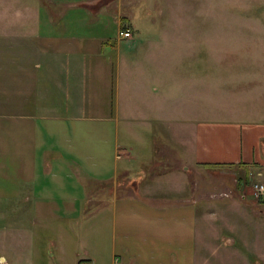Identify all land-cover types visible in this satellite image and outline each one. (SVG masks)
Returning a JSON list of instances; mask_svg holds the SVG:
<instances>
[{"label":"crops","instance_id":"crops-1","mask_svg":"<svg viewBox=\"0 0 264 264\" xmlns=\"http://www.w3.org/2000/svg\"><path fill=\"white\" fill-rule=\"evenodd\" d=\"M112 1L0 0V264H217L211 250L223 241L206 233L218 231L223 212L150 181L205 164L264 167V109L215 120L199 107L174 114L167 90L146 83L151 72L129 66L135 54L119 33L114 87L93 44L111 41L97 19ZM56 5L65 9L58 17ZM113 19L119 29L123 20ZM151 53L154 62L168 54ZM170 152L183 166L158 168ZM120 181L139 187L125 192ZM263 209L253 218L261 224ZM228 232L224 244L236 253L258 244Z\"/></svg>","mask_w":264,"mask_h":264},{"label":"rangeland","instance_id":"rangeland-1","mask_svg":"<svg viewBox=\"0 0 264 264\" xmlns=\"http://www.w3.org/2000/svg\"><path fill=\"white\" fill-rule=\"evenodd\" d=\"M56 7L52 12L58 17L65 9L59 5ZM116 15L132 29L131 35L122 39V46L117 33L120 35L121 30L128 28L121 25L118 29L113 19ZM98 16L100 22L109 23L108 40L111 41L106 44L93 41L94 49L104 53L111 63L109 69L114 87L117 59L112 54L121 46L135 54L129 66L151 72L145 78L147 84L158 87L159 91L167 90V95H171V105L168 106L176 111L174 114H181L182 110L196 114L199 107L200 117L215 120L237 118L251 109H264V0H115ZM157 34L163 35L164 40H153ZM99 39L100 34L94 35V40ZM153 50L168 54L154 62L150 59ZM243 89L251 94L246 96ZM153 107L145 108L149 109L147 111L158 109V105ZM176 124L184 125V122L178 120ZM189 128L183 127L182 131L189 134ZM181 138L185 139L183 135ZM187 146L188 143L184 148ZM173 155L164 156L163 163L158 162V168L183 166ZM188 171L192 179L199 181L175 172L178 174L163 175L165 181L150 182L156 185L155 189L165 190L167 196L199 197V205L204 209L223 212L214 223L218 231L211 234L208 230L206 233L213 241H218L219 232L223 241L219 249L211 250L217 264H245L247 259H252L253 264H264L259 258L262 254L260 248H264V222L261 224L255 220L258 217L256 208H264V198L253 194L254 183L264 182V167L244 163L238 166L200 165ZM147 174L149 176L148 170L141 168L135 172V177L142 180ZM120 182L125 192L139 187L138 181L134 184ZM142 182L150 187L149 181ZM113 184L109 181V188ZM242 193L246 199L241 197ZM238 229L242 234L257 238L255 249H242L236 253L231 246L224 244L225 236L230 235L228 230L237 232Z\"/></svg>","mask_w":264,"mask_h":264},{"label":"built area","instance_id":"built-area-1","mask_svg":"<svg viewBox=\"0 0 264 264\" xmlns=\"http://www.w3.org/2000/svg\"><path fill=\"white\" fill-rule=\"evenodd\" d=\"M120 35L124 37L130 36L131 30L129 28L125 30H121ZM253 194L256 197H260V199L264 198V182L258 181L254 183ZM80 264H87V263L85 261H81Z\"/></svg>","mask_w":264,"mask_h":264},{"label":"trees","instance_id":"trees-1","mask_svg":"<svg viewBox=\"0 0 264 264\" xmlns=\"http://www.w3.org/2000/svg\"><path fill=\"white\" fill-rule=\"evenodd\" d=\"M122 26H123L124 28H129L130 30H132L130 27H128V26L125 24V21L122 23ZM205 165L212 166L211 164H205Z\"/></svg>","mask_w":264,"mask_h":264}]
</instances>
